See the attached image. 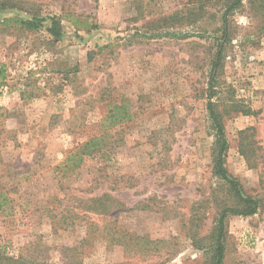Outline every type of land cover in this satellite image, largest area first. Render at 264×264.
<instances>
[{
  "label": "rangeland",
  "instance_id": "374dc122",
  "mask_svg": "<svg viewBox=\"0 0 264 264\" xmlns=\"http://www.w3.org/2000/svg\"><path fill=\"white\" fill-rule=\"evenodd\" d=\"M251 1L228 15L227 41L230 0L0 9V23L57 16L63 32L56 41L50 20L34 32L0 26V254L212 264L220 213L241 207L215 174V84L225 168L260 201L257 214L227 218L225 264H264V12Z\"/></svg>",
  "mask_w": 264,
  "mask_h": 264
},
{
  "label": "trees",
  "instance_id": "16d2710c",
  "mask_svg": "<svg viewBox=\"0 0 264 264\" xmlns=\"http://www.w3.org/2000/svg\"><path fill=\"white\" fill-rule=\"evenodd\" d=\"M243 0H230L229 5L226 8L225 16H224V40H228L229 38V25H228V15L233 13L236 8L242 5ZM252 5L256 11L264 12V0H252ZM29 4V0H0V9H26V5ZM34 5V4H33ZM47 20L51 21V25L49 28L50 35L56 40L59 41L63 38L62 26L61 22L57 16L47 18H40L38 16L33 17L30 20L23 19H5L0 23V26H8L11 24L18 25L19 28H22L28 32H34L41 29L43 23ZM14 22V23H12ZM223 52V46L219 47V51L217 53V61L215 62V67H218L219 61L221 59V54ZM215 76V74H214ZM215 80V77L213 78ZM216 85H210L209 89V102H208V111L212 124V128L216 132V153L214 156L215 163V174L216 176L224 181L230 189L233 191L235 197L239 201L241 207L240 208H227L224 209L217 220V225L213 234V244H212V252H213V261L212 264H225V253H226V240H227V231H226V221L230 215H238V216H252L258 213L260 208V201L252 196H248L241 185V183L227 172L225 168V152L227 149V136L225 133V127L223 122L221 121L218 112L215 109L213 98L216 95ZM116 118V114L112 116ZM95 139L88 142L84 146L83 153H81L77 159L71 160L74 161L75 164H78L83 161V155H89L91 153L92 148H98L99 143H95ZM100 197L96 198L95 201H99ZM106 207H103V204H98L96 207H93V210L96 212L105 211ZM112 235V240L116 238V234ZM0 264H45L37 260V258L32 255V253L25 252L20 254L17 257H8L7 255L0 254Z\"/></svg>",
  "mask_w": 264,
  "mask_h": 264
}]
</instances>
